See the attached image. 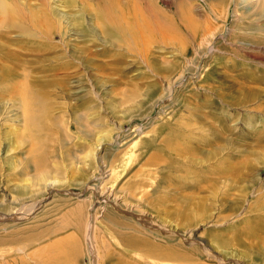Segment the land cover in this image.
<instances>
[{"label": "rangeland", "instance_id": "rangeland-1", "mask_svg": "<svg viewBox=\"0 0 264 264\" xmlns=\"http://www.w3.org/2000/svg\"><path fill=\"white\" fill-rule=\"evenodd\" d=\"M0 264H264V0H0Z\"/></svg>", "mask_w": 264, "mask_h": 264}, {"label": "bare ground", "instance_id": "bare-ground-1", "mask_svg": "<svg viewBox=\"0 0 264 264\" xmlns=\"http://www.w3.org/2000/svg\"><path fill=\"white\" fill-rule=\"evenodd\" d=\"M105 12H106V15H104L105 14ZM104 12V14L102 15V17L100 18V20L101 21H104V22H106V20L108 19V21L109 22H107L109 25H111L112 23L114 24V23H116L117 21H119L114 15H112V13L110 12V10L108 9V11H105ZM55 14V13H54ZM56 15H57V13H56ZM99 21V20H98ZM87 24V23H86ZM102 24V23H101ZM112 24V25H113ZM92 30V29H91ZM109 31V32H111L112 34H116V32H118V31H120V30H122L121 28H120V30H118V31H112V29H109L107 26H106V31ZM127 31V30H126ZM123 33H125V31H123L122 33H120V34H123ZM94 34L96 35V32L94 31ZM120 34H117V35H120ZM7 75H9V73L7 74ZM12 75V74H11ZM10 76V75H9ZM5 77V76H4ZM39 92H41L40 91V89H39ZM41 94H42V92H41ZM26 102V101H25ZM46 108H48V107H46ZM28 110V109H27ZM26 114V113H25ZM105 135V134H104ZM102 136V135H101ZM106 137H108V136H104V137H101V138H99L98 139V142H97V147L101 144V142H103L104 140H105V138ZM108 139V138H107ZM93 158V157H92ZM40 160V159H39ZM38 162V161H37ZM52 182H54V181H52ZM56 182V181H55ZM256 182H257V180H256ZM56 183H59V181L57 180V182ZM183 205V204H182ZM182 205H180L179 207H178V210H177V215L180 217V219H181V217H182V215H186L187 213H189L190 211H192V210H190V206L189 205H185V206H183L182 207ZM170 208V205L168 206V209ZM180 208V209H179ZM203 207H201L200 208V206H198L197 207V209L199 210V209H202ZM192 209V208H191ZM187 216V215H186ZM186 216H183V217H186ZM162 220V219H161ZM183 220L185 221L186 220V218H183ZM182 221V220H181ZM189 222V221H188ZM164 223V222H163ZM185 223V222H184ZM141 229V228H140ZM164 238H166V237H164ZM218 238V237H217ZM222 239V238H221ZM163 240V239H162ZM225 240V239H224ZM216 241V240H215ZM218 242H216L217 243V245H216V248L218 249V252H219V250L220 251H222L225 255H226V253L228 252L229 253V250H227V251H224L221 247H220V245L222 246V242H221V240L219 241V240H217ZM238 241V240H237ZM214 243V242H213ZM220 244V245H219ZM227 244V243H226ZM127 246L129 247H139V248H141V249H144L145 250V252H147L148 254H150V256H153V257H155V259L156 260H160V259H164V261H175V260H179L180 258H184V259H186V256H184V255H181V254H176V253H174L175 251H172L171 249H169V248H164V246L162 247L161 245H156V244H149V243H146V242H144V241H142L141 240V238H128V240H127ZM225 246V245H224ZM177 251H179V250H177ZM227 253V254H228ZM258 253V252H257ZM230 254L232 255H229L228 257H237V258H239V260H244V258L243 257H240V256H238L237 254H233V251L231 250L230 251ZM188 255V254H187ZM263 255V254H262ZM227 256V255H226ZM183 259V260H184ZM187 259H189V258H187ZM186 259V260H187ZM184 262H186V261H184Z\"/></svg>", "mask_w": 264, "mask_h": 264}]
</instances>
